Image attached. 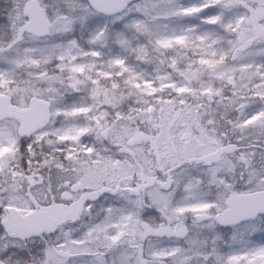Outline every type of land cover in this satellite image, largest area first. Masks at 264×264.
Segmentation results:
<instances>
[{
    "label": "snow or ice",
    "instance_id": "obj_1",
    "mask_svg": "<svg viewBox=\"0 0 264 264\" xmlns=\"http://www.w3.org/2000/svg\"><path fill=\"white\" fill-rule=\"evenodd\" d=\"M0 264H264V0H0Z\"/></svg>",
    "mask_w": 264,
    "mask_h": 264
}]
</instances>
